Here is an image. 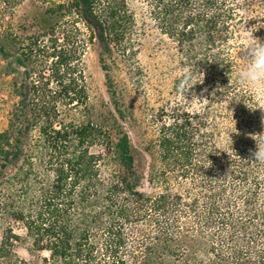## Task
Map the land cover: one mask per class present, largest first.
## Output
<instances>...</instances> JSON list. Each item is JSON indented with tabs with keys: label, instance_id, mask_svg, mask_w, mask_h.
<instances>
[{
	"label": "trees",
	"instance_id": "trees-1",
	"mask_svg": "<svg viewBox=\"0 0 264 264\" xmlns=\"http://www.w3.org/2000/svg\"><path fill=\"white\" fill-rule=\"evenodd\" d=\"M143 1L204 74L195 90H206L209 103L202 111L177 104L157 112L146 175L129 134L92 120L85 74L95 39L111 54L131 38L130 0L54 4L16 54L0 37V93L9 87L16 100L0 132V264H32L19 254L28 244L48 254L34 264H264V164L251 160L257 144L249 138L264 134V110L256 109L264 97L240 85L235 62L216 49L229 32L227 4ZM260 22L253 36L264 42ZM108 160L117 172L104 173ZM145 180L160 190L144 193Z\"/></svg>",
	"mask_w": 264,
	"mask_h": 264
},
{
	"label": "rangeland",
	"instance_id": "rangeland-1",
	"mask_svg": "<svg viewBox=\"0 0 264 264\" xmlns=\"http://www.w3.org/2000/svg\"><path fill=\"white\" fill-rule=\"evenodd\" d=\"M67 1L69 0H0V37L8 38L13 44V54L18 53L29 37L35 32L39 34V21L46 19V10L54 4ZM225 2L227 11H230L224 18L229 32L217 44L216 49L219 51L220 48L225 57L233 60L239 71L244 67L241 56L243 57L242 52L250 39L248 30L258 27L264 17V0ZM130 4L137 20L131 38L122 45L115 46L111 54H103L102 47L95 39L89 44L85 55V74L92 120L107 125L114 133L121 127L129 134L136 166L140 173L146 175L149 165L153 163L147 147L156 137L154 119L157 112L163 107L177 104L192 111H202L209 103L206 101L193 109L183 97L176 94L178 75L183 69L191 68L192 64L182 55L176 42L155 25L143 0H130ZM228 15L231 16L227 17ZM5 64L6 61L0 58V69ZM103 64L108 66L114 95L109 90ZM11 79L12 77L7 78L8 81ZM193 91L202 99H208L205 91ZM9 93V87L0 93V132L6 129L9 112L16 101ZM142 96L143 99L140 100ZM191 98L189 93V101ZM116 102L124 118L119 115ZM214 105L210 122L219 145V105ZM79 117L77 115L73 118L78 120ZM102 166L106 174L118 171L117 165L111 160L105 161ZM159 190L144 181V193L153 194ZM31 247L28 244L19 249L20 256L29 263H37L48 255L37 253Z\"/></svg>",
	"mask_w": 264,
	"mask_h": 264
},
{
	"label": "clouds",
	"instance_id": "clouds-1",
	"mask_svg": "<svg viewBox=\"0 0 264 264\" xmlns=\"http://www.w3.org/2000/svg\"><path fill=\"white\" fill-rule=\"evenodd\" d=\"M254 29L255 28L248 30L250 39L246 42V47L242 52L243 57L241 56V59L244 60V67L238 71L237 79L240 85L252 90L255 99L261 100V98L264 97V42L259 38L253 37V33L257 31ZM229 80L231 85V72L229 73ZM203 83L204 74L202 72L196 68H185L182 73L178 75V83L175 85L176 94L183 97L187 104L195 109L208 101V99H202L200 96H197L193 91L198 84ZM189 93L192 95L191 101L188 99ZM142 99L143 96L140 100ZM244 104L248 106L247 103ZM249 109L264 110V102L261 103L259 108L253 109L249 107ZM249 138L256 141L257 144V149L252 153L251 160L264 164V134H249Z\"/></svg>",
	"mask_w": 264,
	"mask_h": 264
}]
</instances>
